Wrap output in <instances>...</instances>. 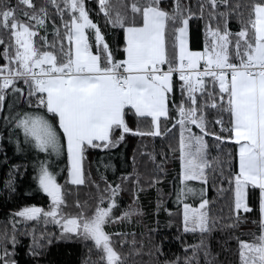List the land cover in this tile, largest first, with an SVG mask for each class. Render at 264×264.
<instances>
[{"label": "trees", "instance_id": "obj_1", "mask_svg": "<svg viewBox=\"0 0 264 264\" xmlns=\"http://www.w3.org/2000/svg\"><path fill=\"white\" fill-rule=\"evenodd\" d=\"M263 3L0 0V75L41 67L17 57L14 31L21 25L34 32L37 56L51 53L56 64L67 68L75 18L86 23L88 45L101 69L113 71L126 58L125 28L143 25L150 8L166 15L164 67L179 66L178 31L186 19L191 51L213 50V30L227 36V61L243 62L256 43V8ZM219 78L174 75L157 134L151 116L125 106L122 123L111 125L107 139L84 145L80 183L69 179L65 135L58 115L46 106L47 92L34 79L8 84L0 79V264H262L260 190L247 184L246 207L237 208L240 171L232 94ZM36 111L48 116L61 134V162L51 161L49 151L39 149L24 131L22 120ZM200 134L208 224L188 229L178 187L183 149L194 153ZM45 163L52 165L61 202L50 200L48 181L41 177ZM30 207L38 208L34 216L25 213ZM98 232L107 240L99 243ZM111 252L115 256L108 257Z\"/></svg>", "mask_w": 264, "mask_h": 264}, {"label": "rangeland", "instance_id": "obj_2", "mask_svg": "<svg viewBox=\"0 0 264 264\" xmlns=\"http://www.w3.org/2000/svg\"><path fill=\"white\" fill-rule=\"evenodd\" d=\"M143 25L139 27H126L125 28V41H126V58L123 61L126 67L130 70L137 69L139 72L144 73L146 79L152 83H157V77H166L171 85L172 75L164 74L154 77L150 71H146L149 64L148 62L153 59V67L162 65V59L164 58V52L161 49L159 36L163 26H165L166 15L165 12L150 8L146 10ZM256 30L257 37L261 41V45L264 46V3L257 6L256 8ZM86 23L84 20L75 18L71 25L70 37L73 43L72 52V64L68 65L67 68L59 66L55 63V58L51 53H41L37 56V52L34 48L33 34L34 32L26 25L21 27L15 26V40L19 48V55L17 56L24 64H28L30 67L41 66L37 69L42 71L52 70L56 72L55 76H50L46 82L39 83L38 88L47 92L46 106L51 111L56 109L58 115L59 125L61 126L66 141V149L69 159V179L74 183L82 182V149L85 144H90L94 140H103L101 125H104L102 118L95 112V107L88 105L83 106V110L78 108L77 113H73L74 101L78 99L76 93L73 91L70 82V77L64 75V72L78 70L79 67L86 70V74L91 75L92 79H97L98 75L102 73L108 74V71H100L101 66L98 61V57L92 52L88 45L86 37ZM209 34L213 36L215 45L213 50L205 49L199 51H191L189 46V22L184 20L182 26L178 31V48L179 57L182 62L185 58L193 57L198 59L200 56L205 57L208 62L215 63H227V53L225 47L227 46L226 34L216 33L213 30L209 31ZM261 39V40H260ZM260 43V42H258ZM163 46V44H162ZM260 46V44H259ZM261 47V46H260ZM250 56H254L252 53ZM206 59L204 60L207 63ZM201 60V59H200ZM189 61H185L186 65ZM48 66V67H46ZM123 64L119 68L113 70L118 72L125 70L127 74L128 69ZM141 68V69H140ZM145 68V69H144ZM152 67H149L150 69ZM36 69V70H37ZM147 69V70H148ZM74 71V72H76ZM112 74V73H109ZM243 75L242 73L237 74L235 77ZM70 77V78H69ZM151 78V79H150ZM156 78V79H155ZM124 80H126L124 78ZM222 85H227L226 78H219ZM68 84V86H67ZM130 89V85L126 83ZM118 86V85H117ZM141 90L143 91V113L151 116L154 119V133L159 132L158 122L159 119L167 114V87L151 86L150 84H143ZM113 91L110 92V94ZM89 96L86 99L88 104L96 103V92L93 89H86L83 92ZM242 95V96H241ZM251 96L248 92H241L239 88H234L233 95V110H234V134L236 138H246L251 142L256 149L259 150L258 140L256 136H253L255 131L254 121L243 118L238 112L241 107V97ZM118 99V95L115 96ZM109 98V97H108ZM124 98V97H123ZM125 100V99H124ZM80 106V105H79ZM250 108V106H248ZM91 108V110H89ZM87 110V112H85ZM238 112V113H237ZM22 126L26 134H28L36 146L42 151L49 153L51 161L61 162L63 159L64 146L61 140V134L55 128L53 121L42 112L36 111L35 113L29 114L26 119L22 120ZM111 127V126H110ZM96 131V132H95ZM104 131V130H103ZM107 134V133H106ZM109 134V133H108ZM105 135V137L109 135ZM106 137V138H107ZM98 138V139H95ZM105 138V139H106ZM236 140V139H235ZM256 140V141H255ZM204 134H200L196 141V147L194 153H188L186 149H183L182 158V173L180 179V185L178 187V203L181 204L184 213V220L186 228L188 229H205L208 224V212H207V200L203 197L204 193L207 192L206 179L204 174L205 159L204 155ZM194 155V157H193ZM193 157V158H192ZM264 159V158H263ZM41 177L46 179L47 188L54 186V172L45 163ZM250 167H241L240 174L237 179V191H236V206L238 209H244L246 207V186L249 183L255 184L259 187L261 196V210L264 220V184L261 181V171L264 172V167L261 168L259 161H250ZM253 165H257L256 167ZM52 167V165H50ZM257 180H259L257 182ZM59 190L55 193L52 190L48 191L50 198L57 199L60 196V186L56 185ZM37 207H30L26 210L27 215L34 216L38 212ZM70 228L76 229L77 225L75 222L70 221ZM95 234V233H94ZM96 240L101 243L102 237H105L103 233H96ZM261 249L262 264H264V244L259 247ZM115 256L114 252H111L108 257ZM15 264V263H12Z\"/></svg>", "mask_w": 264, "mask_h": 264}, {"label": "crops", "instance_id": "obj_3", "mask_svg": "<svg viewBox=\"0 0 264 264\" xmlns=\"http://www.w3.org/2000/svg\"><path fill=\"white\" fill-rule=\"evenodd\" d=\"M255 35H256V43L253 46V49L250 51L248 57H252L256 60H264V46L261 45L262 43L261 41H259L257 37L256 21H255ZM159 40H160L161 49L164 52V58L161 61L162 63L165 60L164 26H163V31L161 30ZM259 44L261 47L259 46ZM251 53L254 56H250ZM181 57H179V66H182L185 63V61H190L193 65H196L200 59L202 58L206 59L205 57L202 56H200L198 59H194L193 57H190L187 59L185 58V61L182 62ZM148 64H149L148 68L153 67L152 65H155L153 59H151L148 62ZM123 65L126 67L124 62ZM74 71H69L70 73H68V74H72L69 75L72 78L70 79V82L68 81V83L71 84L73 91L76 93L78 97V99L74 101L73 113H77L78 108L80 110H83L84 109L83 106L86 105L93 108L95 107L96 115L98 114L104 121V125H101L96 129L97 132H98V128L102 129L101 131L103 132V135L101 138L103 140H105V138L107 137V136L105 137V135L109 133L111 125L119 122L122 123L123 109L125 108V106H127V104L132 105V107L135 109V111L138 114L147 115V114H142L143 113L142 111L144 110L143 109L144 102L141 101L144 99L143 91L141 90L143 84H150L151 86H157V87H159L158 85H160V87H164V86L167 87V98H166L167 100H168V93L172 88V81H171V85H169V81H166L168 79L165 76L157 77L158 80L157 83H152L146 79L145 77L146 75L144 73L139 72L140 70L128 69L129 73L126 75V80L130 85V90H131L130 103H128L124 89L117 86L118 84L116 82V77L113 74H109L112 72H109L108 74L102 73L101 75H98L97 79H92L91 75L86 74L87 72L84 67L83 69L79 67V69L76 72ZM100 71H102V69ZM227 82L228 84L225 85V87L229 88L231 91L232 102H233L234 88H239L241 94L242 91H244V92H248V94L251 95L247 97L245 96L244 98L241 97L242 98L240 100L241 107H239L238 112L241 113L240 115L243 118L248 117V119H252L254 121L256 133L253 131V136L254 137L256 136V140H258L259 142L258 143L259 150H258L254 147V145L251 144L249 140H247L246 138H236L234 134V138L238 142L239 171L241 170V167H250V165H252L250 164L251 160H253L254 162L259 161L261 168H263L264 167V159H263L264 158V76L256 78V77H247L244 75H239L235 78L227 80ZM86 89H93L96 92V101H95L96 103H92V104L87 103L86 99H88L89 96L83 93L84 90ZM111 91L113 92L110 94ZM116 95H118L119 97L118 99H116L115 97ZM248 106H250V108ZM56 109L53 110L56 111ZM89 110H91V108H89ZM85 112H87V110H85ZM234 113L235 112L233 110V116ZM253 166L256 167L257 165H253ZM261 174H262L261 181L262 184H264L263 170L261 171ZM258 181L259 180H257V182ZM262 220H263V214H262Z\"/></svg>", "mask_w": 264, "mask_h": 264}, {"label": "built area", "instance_id": "obj_4", "mask_svg": "<svg viewBox=\"0 0 264 264\" xmlns=\"http://www.w3.org/2000/svg\"><path fill=\"white\" fill-rule=\"evenodd\" d=\"M170 70H165L162 68H158L156 70H150L151 74H163ZM170 72L178 74L180 77L190 76V75H197L200 78H204L206 76H220L224 78H233L237 74L242 73L248 77H261L264 76V60L257 61L253 58H247L243 62H236L232 61L226 63L224 65H208L202 60L197 67H191L188 64L186 67L181 69H175ZM127 74L125 70H121L115 72L116 80L119 86L126 89L129 95V88L126 85L124 80V76ZM53 75L51 72L45 73L41 70L29 75H20V74H3L0 75V79L3 81L4 84H7L13 79L20 78V77H33L37 79L39 82H44L47 80L49 76Z\"/></svg>", "mask_w": 264, "mask_h": 264}, {"label": "water", "instance_id": "obj_5", "mask_svg": "<svg viewBox=\"0 0 264 264\" xmlns=\"http://www.w3.org/2000/svg\"><path fill=\"white\" fill-rule=\"evenodd\" d=\"M49 190H52L53 192H57L58 190H59V188L56 186V185H54V186H52V187H50L49 188ZM48 190V191H49ZM52 202H61L62 201V197H61V195L57 198V199H50ZM107 240V238L106 237H102L101 238V241H106Z\"/></svg>", "mask_w": 264, "mask_h": 264}]
</instances>
